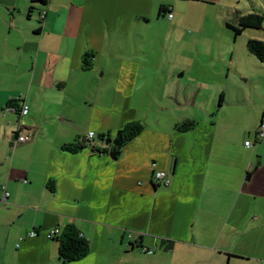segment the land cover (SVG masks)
Wrapping results in <instances>:
<instances>
[{"label": "crops", "instance_id": "obj_1", "mask_svg": "<svg viewBox=\"0 0 264 264\" xmlns=\"http://www.w3.org/2000/svg\"><path fill=\"white\" fill-rule=\"evenodd\" d=\"M225 4L0 0V186L9 191L0 202V264H62L49 232L66 224L90 251L65 264H264V136L256 138L264 93L262 105L254 87L240 93L249 106L227 110L230 68L212 72L194 59L226 26ZM164 16L170 45H182L179 56L186 46L179 64L144 63L120 48L116 38ZM85 51L94 53L89 70ZM191 59L198 63L188 66ZM134 120L144 128L118 159L92 148L105 145L99 134L113 137ZM185 120L197 124L178 129ZM233 129L239 140H230ZM24 130L29 139L13 144ZM81 139L90 144L62 149Z\"/></svg>", "mask_w": 264, "mask_h": 264}, {"label": "rangeland", "instance_id": "obj_2", "mask_svg": "<svg viewBox=\"0 0 264 264\" xmlns=\"http://www.w3.org/2000/svg\"><path fill=\"white\" fill-rule=\"evenodd\" d=\"M225 5L226 22L229 23L236 24L234 21L235 9L242 10L244 14L256 12L264 16V0H226ZM211 11L212 10H206V14L209 13L212 15ZM170 28L172 27L164 16L160 17L159 21L156 20L150 25L141 24L140 26H135L131 29L128 37L116 39L119 42L120 48L130 57L142 60L144 63L151 62L154 59H162L166 65H168L169 59H171L170 61L174 62V64H179L183 60L182 57L185 56L186 46L180 50L184 53L179 56L176 49L180 48L182 45L177 47L176 45L179 43L176 42L171 46L170 38L168 37L169 34H165ZM151 30L160 31L161 33L155 35L151 33ZM249 39L264 41V20L261 28H246L236 37H234L231 29L222 25L220 34L214 36L213 39H205L206 42L204 41V43H201L199 50L195 53V61L207 62L209 65H207V67L210 70H217V68H220V70L225 69L227 71V69L230 68L229 80H227L225 87L226 99L229 101V104H226L225 108L230 111L241 109L245 105L249 106L247 101L242 99L239 100L240 93H252L254 87L257 88L258 101L259 104L262 105V95L264 93V62L259 61L254 55L248 52L246 43ZM168 47L172 49L169 50ZM114 51L116 52L117 50L115 49ZM102 61L103 63H107L109 60L104 57ZM114 61H116V59H114L113 62ZM195 61L191 59L190 62H187V65L191 66L194 63L196 65L198 62ZM163 67H166L165 64ZM183 67L185 66L181 65L179 69ZM212 72L216 71L212 70ZM260 115L259 113L258 118H260ZM224 120L227 121L225 117ZM230 120L234 119L231 118ZM238 121L237 119V122ZM238 132H236L235 129L232 131L230 130V134L228 135L232 137L230 140L233 138L239 140V138H241V133L239 137ZM246 139L248 142L252 141L251 136L246 137Z\"/></svg>", "mask_w": 264, "mask_h": 264}, {"label": "trees", "instance_id": "obj_3", "mask_svg": "<svg viewBox=\"0 0 264 264\" xmlns=\"http://www.w3.org/2000/svg\"><path fill=\"white\" fill-rule=\"evenodd\" d=\"M167 8L164 5H161L159 8V15H163V12L167 11ZM171 13V12H170ZM264 16L261 13L250 12L242 13V11L235 9L234 11V21L236 24L227 22V28L233 31L234 37L241 34L246 28H255L259 29L262 26ZM246 47L249 53L254 55L259 61L264 62V41L258 39H249L246 43ZM94 53L91 51H85L82 56V68L89 70L93 65ZM197 124L194 120H185L176 127L180 130H189L192 129ZM144 128L143 124L138 120L130 121L124 125L113 137H110L109 134H99L98 138L105 142V145L102 147H95L92 145V148L98 152H106L110 154L113 159H118L122 147L125 143L135 137L138 133ZM88 139V138H86ZM70 142L64 144L62 149L71 153L79 151L81 148L90 144L91 139ZM85 142V143H84ZM58 244V256L62 264L78 261L85 257L90 251V243L88 239L80 234L77 228L73 224H66L62 230L58 231L51 236ZM137 244L136 241H133L131 244Z\"/></svg>", "mask_w": 264, "mask_h": 264}, {"label": "built area", "instance_id": "obj_4", "mask_svg": "<svg viewBox=\"0 0 264 264\" xmlns=\"http://www.w3.org/2000/svg\"><path fill=\"white\" fill-rule=\"evenodd\" d=\"M168 16L171 17L172 14L171 13H168ZM8 109L10 110H14V107L13 106H10L8 107ZM28 112V106L26 104H22L21 105V108L19 110V113L21 115H26ZM29 135H30V131H20L19 134L15 137L13 141V144H16L17 142L19 141H26L27 139H29ZM88 137H92L93 136V131H90L88 132L87 134ZM264 136V123H261L259 125V128L256 132V138L257 139H260ZM246 145H250V142H245ZM154 179L163 183L165 186H168L169 183H170V178L168 177L166 171L164 170H161V169H156L154 171ZM9 198V191L7 190L6 186L5 185H1L0 186V202H7ZM57 232V229H52L50 232H49V235L50 237L52 235H54L55 233ZM34 232H31V235H33ZM146 253H153V251L155 250V247H152V248H144L143 249Z\"/></svg>", "mask_w": 264, "mask_h": 264}]
</instances>
